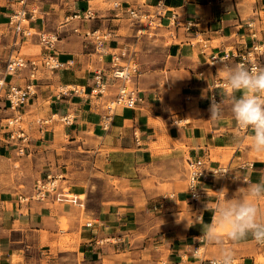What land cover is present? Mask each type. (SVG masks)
I'll return each instance as SVG.
<instances>
[{"label": "crops", "instance_id": "obj_1", "mask_svg": "<svg viewBox=\"0 0 264 264\" xmlns=\"http://www.w3.org/2000/svg\"><path fill=\"white\" fill-rule=\"evenodd\" d=\"M156 1L27 5L35 11L30 27L56 33L62 65L50 72L38 67L35 93L21 110L23 119L35 105L48 118L45 124L27 121L21 162L34 173L26 188L37 177L62 174L60 183L83 198L76 208L0 193V264H55L56 255L73 256L79 264H207L219 255L217 244L198 239L202 224L187 222L194 215L211 223L218 201L243 190L244 180L264 178V154L252 149L250 130L238 128L232 116L222 69L233 63H211V57L249 44L251 33L264 43V0H163L165 12L151 26L134 23L124 12L147 11ZM15 6L14 0H0V41L8 40V15ZM0 52L3 68L8 51ZM115 58L138 69L136 102L116 107L104 127L106 105L117 93V82L109 78ZM98 69L108 77L102 93L94 90ZM27 78L24 69L15 81L24 84ZM213 96L224 100L219 121L209 119ZM13 153L0 148V156ZM196 160L203 176L193 199L188 171ZM217 170L228 173L218 179ZM259 207L264 210V200ZM65 233L73 242L63 245L74 249L57 245ZM223 246L232 251V264H264V245L250 235L239 242L225 238Z\"/></svg>", "mask_w": 264, "mask_h": 264}, {"label": "built area", "instance_id": "obj_2", "mask_svg": "<svg viewBox=\"0 0 264 264\" xmlns=\"http://www.w3.org/2000/svg\"><path fill=\"white\" fill-rule=\"evenodd\" d=\"M14 1L16 6L12 8L8 15V25L14 34L13 46L19 44L20 40L24 41L34 36L43 46L39 61L37 59H24L17 51L16 55L12 56L11 54L6 62L4 71L9 76H18L22 68H28L31 79L25 82L24 85L17 84L14 81L6 82L3 78L2 80L0 79V148H11L17 154H24L29 142V136L26 129L21 125L23 119L20 107L25 105L35 93V89H32V86H34L33 80H35L38 67H44L52 71L59 68L62 63L56 57V41L58 39L56 33H48L43 29L31 30L33 28L28 25V19H32L34 16L32 13L35 12L33 8L28 9L27 7L31 0ZM124 12L134 23L144 24L145 22L147 26H151L154 18L163 15L165 10L163 0H157L147 11H143L140 7H125ZM248 25L250 26L249 23ZM251 38L252 40L249 44L224 51L219 57L212 56L211 63H219L221 60L225 66L228 63H233V65L246 63L250 66H264V43L258 41L254 33H251ZM117 60V58L113 60L109 75L110 79L117 82V93L114 99L106 105L107 112L102 118V126L104 127L110 123L116 107L128 108L132 107L136 102L134 85L138 69L133 63L121 65L117 63ZM94 78L96 87L94 90L102 93L108 77L98 69L94 74ZM2 89H4L3 94L1 93ZM63 119L67 120L66 118ZM47 120L48 118L43 120V122L47 123ZM201 164L200 160L189 163L188 184H190L191 173L202 171L200 177L203 176ZM62 178V174H46L44 177H40L34 182L28 193L18 196L19 201L30 203L31 201L47 202L51 200L52 202L82 205V198L73 194L66 184L60 183ZM190 195L193 199H198V187L195 195L192 190ZM214 259L208 260L207 264H212Z\"/></svg>", "mask_w": 264, "mask_h": 264}, {"label": "clouds", "instance_id": "obj_3", "mask_svg": "<svg viewBox=\"0 0 264 264\" xmlns=\"http://www.w3.org/2000/svg\"><path fill=\"white\" fill-rule=\"evenodd\" d=\"M222 70L224 86L231 98L232 116L238 128L250 130L252 149L264 154V66L238 63ZM223 108V99L217 102L214 96L211 97L209 119L221 120ZM214 173L219 179L228 172L217 170ZM201 174L202 171L191 173L188 190L191 189L194 195L197 187H202L199 181ZM244 181L247 186L243 190L238 189L233 198L217 202L211 223H203L201 217L194 215L192 223L187 222L188 227L195 223L202 224V235L198 237L202 243L218 245L219 255L212 264H232V251L223 246L225 238L239 242L250 235L257 243L264 245V210L259 207V201L264 200V178L255 183Z\"/></svg>", "mask_w": 264, "mask_h": 264}, {"label": "rangeland", "instance_id": "obj_4", "mask_svg": "<svg viewBox=\"0 0 264 264\" xmlns=\"http://www.w3.org/2000/svg\"><path fill=\"white\" fill-rule=\"evenodd\" d=\"M34 30V29H31ZM96 36L101 38L102 34L101 32H97ZM6 37L8 38V40H6L5 38H2L0 41V50L3 48V50L8 51L7 52V58L4 62V66L3 68H0V79L2 80V78L4 79V81H14L15 83H17L15 81V79L19 76H9L5 74V65L6 62L9 58V56L12 54V56L16 55V52L18 51V53L24 57V59H37L39 61V59H41L40 57V53L41 51H43V46L42 44L38 41V39H36V37H32L30 39L27 40H20V43L13 46V41H14V34L12 29L9 27H7V35ZM14 50V51H13ZM1 53V52H0ZM2 63V62H0ZM28 70V68H22L21 70ZM20 70V71H21ZM50 72V71H48ZM37 74V72H36ZM35 74V80H33V82L37 81V75ZM28 81L31 79L30 75H29V71H28ZM18 84V83H17ZM25 84V83H24ZM24 84H20V85H24ZM32 89H35V86H32ZM4 89L1 90V93L3 94ZM31 102V100L29 99V101L23 105L21 108V110L23 108L28 107V104ZM41 105V104H40ZM43 105V104H42ZM43 107V106H42ZM45 107H47V105H45ZM122 107V106H119ZM35 109V105H32L31 107H29V109L25 110L24 112V121L21 122V125L27 130L28 128V120H32L30 118L33 117L35 124H39L40 122H43V120L47 119L46 117L41 118L40 115L41 113H36L34 111ZM42 110V109H41ZM55 120L59 119L57 116H54ZM44 123V122H43ZM45 124V123H44ZM52 125V124H51ZM15 156L12 158H8V157H4V156H0V193H8L11 194L15 200H17L19 194V190L28 193L31 188H32V184L30 188H26V184L29 183V181L31 180V177L34 173V170L32 169V167L30 166H25L24 163L21 162V159H25L23 154H17L16 152L13 153ZM19 155V156H17ZM40 177H37V179H39ZM35 179V181L37 180ZM34 184V183H33ZM19 194V195H18ZM23 194V193H22ZM80 198H83L82 195L79 196ZM48 204L51 203H55L59 206H63L66 205L65 203H56V202H52L51 200L47 201ZM69 206H74L77 208V205H72V204H68ZM90 221V220H87ZM60 231H62L63 229H65V225L61 224L59 227ZM58 244L59 248H68V249H74L73 245L71 244H67V245H63V242H73V238L70 237V234L65 233L62 235H59V239H58ZM55 264H79V261L77 258H74L73 256L71 257V259L68 258H58V256H55ZM25 264V263H24ZM41 264H47L45 261H43Z\"/></svg>", "mask_w": 264, "mask_h": 264}]
</instances>
